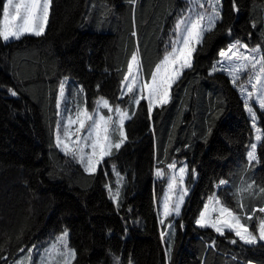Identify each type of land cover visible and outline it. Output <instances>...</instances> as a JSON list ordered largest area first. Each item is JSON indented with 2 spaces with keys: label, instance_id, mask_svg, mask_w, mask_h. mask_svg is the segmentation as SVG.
I'll return each mask as SVG.
<instances>
[{
  "label": "trees",
  "instance_id": "obj_1",
  "mask_svg": "<svg viewBox=\"0 0 264 264\" xmlns=\"http://www.w3.org/2000/svg\"><path fill=\"white\" fill-rule=\"evenodd\" d=\"M187 7L186 0H52L44 34L0 39V264H14L64 231L73 264H264V243L244 244L232 232L196 223L212 196L234 212L238 201L244 212L255 209L248 222L254 229L264 217V110L251 102L261 140L259 162H249L255 140L245 100L238 83L213 70L220 51L236 41L264 54V0H222L220 19L170 101L149 111L139 97L125 143L96 173L55 142L65 79L81 87L82 103L95 106L103 97L126 107L132 55L149 82ZM175 161L187 165L188 196L179 217L169 218L176 232L168 241L158 216L164 182L156 172ZM248 185L251 191L237 194Z\"/></svg>",
  "mask_w": 264,
  "mask_h": 264
},
{
  "label": "snow or ice",
  "instance_id": "obj_2",
  "mask_svg": "<svg viewBox=\"0 0 264 264\" xmlns=\"http://www.w3.org/2000/svg\"><path fill=\"white\" fill-rule=\"evenodd\" d=\"M134 2V0H133ZM52 0H19V2L14 3V0H7V3L3 8V27H0V39L3 41L9 40H18L24 34H33L36 36H40L44 32V26L46 25L49 17V9L51 6ZM206 3L209 5V9L205 11H209L208 15V26L205 28L202 22L205 20L204 13H197L195 18L191 19V22L185 27L183 38H177L172 45L171 51L167 52L161 62L156 66L155 71L151 74V84H142L141 90L147 88L149 91L150 97L156 98L158 103L166 104L168 103V89L171 87V84L175 82L176 79L182 74V70L184 68L192 67V53L195 51V45L200 44L203 39V32L210 31L212 27L215 26L217 20L220 19V3L221 0H206ZM14 7V13H10V8ZM202 7V5H201ZM23 10V15L22 11ZM17 20H20V23H15ZM184 21H179L176 25L177 30L180 29L181 24ZM243 47L247 49L248 46L241 45L239 41H236L234 44L228 46L227 51L221 50L220 56L225 57L227 60H231L232 57L228 55V53H232L235 56L236 60L245 61V63H240L236 65H230L231 72L229 75L232 76V82L234 84L240 79V74L242 72H246L249 67L251 69H255L257 64L260 65L259 74L255 76V82L253 83V76L251 73L247 75V82L252 84L253 87L261 84L262 76H264V54L257 56H251L241 53L240 48ZM233 49L236 51L233 52ZM251 53H259L260 49L252 48L249 50ZM221 63L223 67V62ZM140 69V61L137 54H133L131 57V63L129 64L128 71L129 75L133 73V71H139ZM216 70L215 68L213 69ZM125 82H127V77H125ZM137 84V79H133L128 85L127 91L131 93L133 91L132 85ZM63 83L61 84V95H63ZM238 87L241 90V93H246L245 106L248 109L249 113L253 121L256 120V113L252 107L249 106L248 101L252 100L254 94L249 92L243 83L238 84ZM12 95H17V93L11 89H9ZM260 108L264 109V93H261L257 97ZM133 103L138 104L139 100L133 98ZM104 108H108L110 111L112 110L109 106L107 100L103 97L100 101H97V105H101ZM152 100L149 99V111H151ZM117 112L119 113V120L114 122L111 117L99 116L97 120H95L89 130L88 137L86 139H90L91 143L87 146L91 148V153L86 154L84 152L83 147H78L76 149L70 148L68 143H65V140L72 134L67 128L64 130V139H61L60 135L57 134L56 142L57 145L62 146L63 150L66 154H71L74 158H78L79 162L85 165V169L90 172H94L96 169V165L103 159L104 156L111 155L112 148L119 150L121 144H123L124 137L123 135V124L126 119H131L128 112L120 111L117 106ZM84 117V119H81ZM77 119L79 120L80 128L76 131L77 133L80 129L85 127V119L93 120V116L88 114L86 110L80 111L77 113ZM76 121L71 120L69 118V124L75 123ZM116 123L118 125L117 128L112 131H119L120 139L118 142L113 143L112 139L109 135L110 125ZM260 130L257 129V135L255 139L257 141L261 140V135L259 134ZM264 147V144H262ZM257 144L253 143L250 145V151L247 153V158L249 162L256 161L259 162L258 157L256 155ZM99 149V151H97ZM169 168L175 169V163L168 165ZM180 173L183 174L185 172V168L179 169ZM158 175H163L162 170L157 171ZM173 181H175V177H173ZM220 185L228 184V181L221 180L219 182ZM243 191H251V185H248L245 189H238L237 194ZM261 193H264V188L259 190ZM186 194V190L185 193ZM184 194L179 196V203L171 209V211L175 212L179 215L180 212V203H183ZM211 206V209H210ZM243 203L237 202V211H233L226 205H222L220 200L216 196L209 197L208 204L205 205L204 210L200 213L199 219H197L196 223L200 227H212L221 235H224V230L227 229L229 232L235 234L236 237H239V240L244 244L248 245H256L257 243H264V217H260L258 223L255 225V232L249 231L248 222L252 221L253 216L255 214V209H250L248 212H244ZM216 212L218 215L215 220L211 218L209 212ZM261 213H264V207L259 208L258 210ZM164 214L169 215V205L167 202L164 204ZM244 221L242 223L241 221ZM163 223V221H161ZM67 236V232L63 234V236L59 237L60 243L67 248V245L64 243L65 237ZM231 243H237L235 239L231 240ZM23 251V249H21ZM61 257H63V264H71V260L75 259V250L67 249L66 252L60 253ZM30 260L31 257L29 256ZM23 264V262H20ZM43 264V261H42Z\"/></svg>",
  "mask_w": 264,
  "mask_h": 264
},
{
  "label": "rangeland",
  "instance_id": "obj_3",
  "mask_svg": "<svg viewBox=\"0 0 264 264\" xmlns=\"http://www.w3.org/2000/svg\"><path fill=\"white\" fill-rule=\"evenodd\" d=\"M17 2H19V0H14V3H17ZM6 3H7V1H6ZM186 3L188 5V7L186 8L184 13L177 20V23L179 21H184V23L181 24L180 29L177 30V28H175L174 38L171 40L170 46L172 45V43L175 40H177L178 37L181 39L183 38L185 27L191 22V19L195 18L197 13H204L205 14V20L202 22V24L205 28H207V26H208V23H209L208 15H209L210 10L205 11L206 9H209V5L206 3V0H186ZM201 5H202V7H201ZM219 10H220V17H221L222 0L220 3V9ZM21 11H22V15H23V10H21ZM10 13H14V7L10 8ZM3 20H4V17L1 21V27H3ZM217 22H218V20L216 21V23ZM15 23H20V20H17ZM47 23H48V21H47ZM47 23L44 26V32L46 30ZM177 23H176V25H177ZM44 32H43V34H44ZM206 32L207 31L203 32V36ZM25 35L36 36L33 34H24L21 37H23ZM13 40H15V39H13ZM13 40H9V41H13ZM9 41H4V42H9ZM234 43H232V44H234ZM240 44L245 45L243 43H240ZM197 45L198 44L195 45V49H196ZM251 49H252L251 47H248L247 49H244L243 47H241L240 52L249 55V57H251V56H257L258 57L259 55H261L260 52L259 53H251L249 51ZM169 51H171V47L167 52H169ZM225 51H227V50H225ZM235 51L236 50L233 49V52H235ZM165 54H164V56H165ZM193 55H194V52L192 53V61H193ZM228 55L231 56L232 59L227 60V59H225V57H221L219 62H223V67H222L221 63H217L215 69H216V71L224 72L232 80V76L229 75V72H231L230 65L245 63V61L236 60L235 56H233V54L231 52L228 53ZM139 61H140V58H139ZM187 69L188 68H184L182 70V73ZM259 69H260L259 64H257L255 69H251L249 67V69L246 72H242L240 74V79L237 81L238 84L243 83L245 85V88L249 92H252L254 94L253 99L248 101L250 107H252L251 102L255 101L256 104L258 105V107L260 108L257 97L261 93H264V76H262L261 84L257 85L256 87H253L252 84H249L247 82L248 73L252 74L253 83L255 82L254 78L257 74H259ZM181 75L179 76V78L181 77ZM134 78L137 79V84L132 85L133 91L131 93H129L127 91V88H128V85L130 84V82ZM178 79H176L175 82L172 83L171 87L168 89V102L170 101L172 87ZM151 82H152L151 80L147 83L145 82L144 77H143L142 68H141V61H140L139 71L138 72L133 71V73L131 75H129V72L127 74V82H125L123 85V95L122 96L124 98L128 97L129 103L127 104L126 107H118L119 110L120 111H126L129 114L130 108L133 104V98H135L136 100H139V97H142V96H144V98L146 99L148 104H149V99L152 100L151 111L157 106L159 107V106L164 105V104L158 103L156 98L150 97L149 91L147 88H144L143 90H141L142 84H151ZM64 85H66V86L63 87V95L60 94L59 105H58V124H57L56 130L54 132L55 142H56L57 134L60 135L61 139H64V130L67 128L72 134L67 138V140H65V143H68L69 147L73 148V149H76L78 147H83L84 152H85L86 157H87V154L91 153V148L89 146H87L91 143V140L86 139V138L88 137V133H89V130H90L93 122L95 120H97L99 118V116L111 117L114 122L118 121L119 120V113L116 110L117 106H113L112 104H110L108 102L110 108L112 109L111 111L108 108H104L102 106V104L98 106L96 103L95 106H89L86 102L82 103V99H81L80 95H82L83 91L78 84L74 83L72 79H65ZM240 93H241V90H240ZM241 95L245 100L247 94L241 93ZM100 99L98 101H100ZM134 105L137 106L138 104H134ZM260 109H262V108H260ZM83 110H86L88 114L92 115L93 120L85 119V127L80 129V131L77 133L76 130L78 128H80L79 120L77 119V113L80 111H83ZM262 110H264V109H262ZM247 112H248V114L252 120V127L254 130V140H255L254 143L258 144L259 141H257L255 139L256 135L258 134L257 129H259L257 126V122H256V120L253 121L251 114L249 113L248 109H247ZM129 116H130V114H129ZM69 118H71V120L76 121V122L69 124ZM81 119H84V117H81ZM128 120H130V119H126L124 121L123 128H122L124 137H126L124 127H125V124ZM117 127H118V125L116 123H113L112 125H110L109 135H110L113 143L118 142V140L121 138L119 131H115V132L112 131L113 129H115ZM259 134L261 135L260 132H259ZM125 141H126V138L124 139L123 144L125 143ZM123 144H121V147ZM56 145H57V142H56ZM57 146L65 153L62 146H59V145H57ZM114 149L115 148L113 147L112 151ZM97 151H99V149ZM110 156L111 155L104 156L103 159L100 160V162L96 165L95 171L91 172V173H96L98 171L101 163H103V161ZM174 163L176 165L175 169L168 167L167 171L163 172V175H158L156 172L157 179L164 182V193H163L162 198L160 199V202L158 204V214H159L158 216H159V223H160L161 227L164 229V233H165L166 239L168 241H171V239L174 238V236L172 238V235H174L176 232V226L174 225L173 222L169 221V218L172 216L173 217H179V215L181 214L182 208L184 206V203L186 201V198L188 196V188L186 187V179H187V171H188L187 165L185 163H183L182 161H179V162L175 161ZM82 165L85 168V165L84 164H82ZM182 167L185 168V172L183 174H181L179 171V169ZM173 177H175V181H173ZM120 186H121V179L119 180L118 189L114 190L111 194L114 201L117 200ZM185 190H186V194H184ZM181 194H184V200H183V203H180V212H179V215H177L175 212L171 211V209H173L176 206V204L179 203V196ZM165 202H167L169 205V210L171 213L169 215L164 214ZM206 204H208V202ZM210 209H211V206H210ZM209 215L211 216V218L213 220H215L218 213L211 212V210H210ZM161 221H163V223H161ZM257 223H258V220H257L256 224ZM212 229H214V228H212ZM225 231H228V230L225 229L224 232ZM249 231L255 232V229L249 226ZM64 233H65V231L58 234V235H55V236H52L49 238H45L44 240L39 242L37 245H35L27 253L26 256H23L21 259H19L14 264H20V262H23V264H42V261H43V264H63L64 258L61 257L60 253L66 252L67 249H72L70 247V243H69V239H68V232H67V236L65 237V240H64V243L67 245V248H65L60 243L58 238L63 236ZM218 234H220V233H218ZM29 256L31 257L30 260L28 259ZM74 260L75 259L71 260V264L74 263Z\"/></svg>",
  "mask_w": 264,
  "mask_h": 264
},
{
  "label": "water",
  "instance_id": "obj_4",
  "mask_svg": "<svg viewBox=\"0 0 264 264\" xmlns=\"http://www.w3.org/2000/svg\"><path fill=\"white\" fill-rule=\"evenodd\" d=\"M10 264H12V262H10Z\"/></svg>",
  "mask_w": 264,
  "mask_h": 264
}]
</instances>
